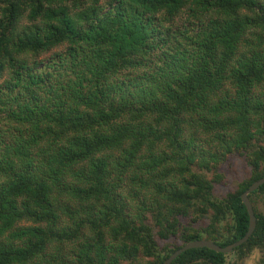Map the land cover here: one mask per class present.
Segmentation results:
<instances>
[{
	"label": "trees",
	"instance_id": "1",
	"mask_svg": "<svg viewBox=\"0 0 264 264\" xmlns=\"http://www.w3.org/2000/svg\"><path fill=\"white\" fill-rule=\"evenodd\" d=\"M234 154L252 175L220 199L208 173ZM262 178L264 0H0V264L227 247ZM249 197L246 244L172 264L264 255V185Z\"/></svg>",
	"mask_w": 264,
	"mask_h": 264
},
{
	"label": "rangeland",
	"instance_id": "2",
	"mask_svg": "<svg viewBox=\"0 0 264 264\" xmlns=\"http://www.w3.org/2000/svg\"><path fill=\"white\" fill-rule=\"evenodd\" d=\"M252 175L251 167L248 164L247 158L240 154L230 156L227 163L222 164L217 172H209L208 178L215 182V195L220 198H226L230 193H234L239 185L248 180ZM218 176H221L218 178ZM259 209L264 211V198L259 199ZM190 220L184 219L187 224ZM223 223L222 225H224ZM209 221L203 219L197 222L195 227H207ZM264 255L260 250H255L244 259L237 258L233 255L230 259L232 264H263Z\"/></svg>",
	"mask_w": 264,
	"mask_h": 264
},
{
	"label": "water",
	"instance_id": "3",
	"mask_svg": "<svg viewBox=\"0 0 264 264\" xmlns=\"http://www.w3.org/2000/svg\"><path fill=\"white\" fill-rule=\"evenodd\" d=\"M264 185V178L254 182L249 189L242 195V201L247 208L249 218H250V224H249V230L247 234L240 239L239 241L235 242L234 244H231L227 247H221L218 244L210 241V240H197L190 242L183 246L182 248L178 249L175 253H173L168 259H166L162 264H172L177 258H179L183 253L192 250V249H209L211 251H214L216 253L220 254H231L233 253L237 248L243 246L248 242V240L253 236V234L256 231L257 228V217L253 208V204L250 200L249 195L253 192L259 190Z\"/></svg>",
	"mask_w": 264,
	"mask_h": 264
}]
</instances>
